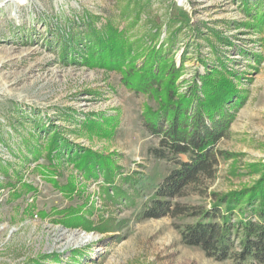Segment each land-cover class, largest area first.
I'll return each mask as SVG.
<instances>
[{
  "label": "rangeland",
  "instance_id": "rangeland-1",
  "mask_svg": "<svg viewBox=\"0 0 264 264\" xmlns=\"http://www.w3.org/2000/svg\"><path fill=\"white\" fill-rule=\"evenodd\" d=\"M115 33L126 70H162L151 91L85 60ZM214 69L238 94L224 115L203 117L221 130L209 150L212 175L179 187L167 198L169 213L147 215L156 187L188 159L168 151L166 117L158 132L150 127L149 111L161 106L152 91L164 94L177 74L173 97L191 99L190 127L205 95L201 77ZM85 151L116 165L110 183L98 167L96 177L78 168ZM263 171L264 0H0V264H236L185 244L177 226L252 189ZM69 184L73 194L61 189ZM251 213L230 216L234 254L242 250L239 223L258 222Z\"/></svg>",
  "mask_w": 264,
  "mask_h": 264
},
{
  "label": "trees",
  "instance_id": "trees-1",
  "mask_svg": "<svg viewBox=\"0 0 264 264\" xmlns=\"http://www.w3.org/2000/svg\"><path fill=\"white\" fill-rule=\"evenodd\" d=\"M117 34L107 39H100L97 44L87 53L86 61H90L91 66L99 64L103 67H115L122 71L129 87L141 89L144 92L152 90V81L159 78L158 73L152 67L153 65L136 69L130 66L129 69L123 67L122 57L124 52L120 53V46L117 45ZM101 51H95L97 47ZM122 55V56H121ZM177 74L171 75V84H167V89L161 93L153 89V95H158L161 106L158 110L149 111V123L152 130H160V121L167 118L170 121L166 137L169 138L167 146L168 151L173 155L180 156L188 154L187 160L178 159L176 165L178 168L173 170L169 176L156 187L155 196L151 198L148 207L143 208V213H148L152 217H161L169 213L170 209L167 198L177 193L178 188L184 184L195 182L200 174L211 176L214 164L216 163L215 154L209 152L211 146L216 143L220 136L218 131L220 127L208 128L204 124V116L210 120L214 119L217 113L224 115L226 101L230 103L238 91L227 73H222L216 69L212 70L206 76H202V85L205 89L203 99H199L196 117H192L194 122L188 126L185 108L192 104L187 96L177 100L173 97L176 88L172 85L177 79ZM164 96V97H163ZM233 102L231 109H237L243 102ZM226 116V115H225ZM185 122V123H183ZM218 134H217V133ZM53 149L58 146V140H53ZM154 153L159 158H165L166 155L162 149H155ZM94 153L85 151L77 161L78 168L85 172L87 177L97 176V167L105 174L107 183L111 182V173L116 168L115 164L110 163L102 157L93 158ZM264 173V171H263ZM65 193H74L71 184L61 188ZM224 207V209H223ZM244 209H243V208ZM237 209L244 214L250 210L252 216L258 217V222L252 219L243 218L239 223L242 227L243 238L241 241L242 250L234 254L233 243L231 240L232 229L234 227L231 221V214ZM73 213H71V216ZM185 214L183 210H177L175 215ZM199 219L195 223L186 224L178 227L182 240L189 246L202 248L206 255L214 260L225 261L234 258L236 264H254L251 260L264 262V174L263 178L257 182L256 186L241 193L229 194L226 198L219 199L211 209L197 212ZM76 218L78 216H75ZM105 230V229H102Z\"/></svg>",
  "mask_w": 264,
  "mask_h": 264
},
{
  "label": "bare ground",
  "instance_id": "bare-ground-1",
  "mask_svg": "<svg viewBox=\"0 0 264 264\" xmlns=\"http://www.w3.org/2000/svg\"><path fill=\"white\" fill-rule=\"evenodd\" d=\"M27 0H9V2H11L12 4H18V3H23V2H26ZM71 236H73L74 237V239L76 240V241H84V239H85V237H86V235L84 234V235H82V234H80V233H73Z\"/></svg>",
  "mask_w": 264,
  "mask_h": 264
}]
</instances>
